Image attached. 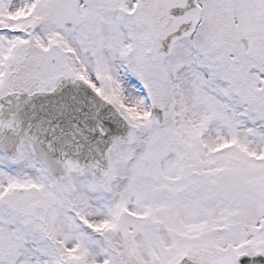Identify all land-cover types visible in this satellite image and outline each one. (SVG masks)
Instances as JSON below:
<instances>
[{
  "label": "snow or ice",
  "instance_id": "obj_1",
  "mask_svg": "<svg viewBox=\"0 0 264 264\" xmlns=\"http://www.w3.org/2000/svg\"><path fill=\"white\" fill-rule=\"evenodd\" d=\"M0 264H264V0H0Z\"/></svg>",
  "mask_w": 264,
  "mask_h": 264
}]
</instances>
